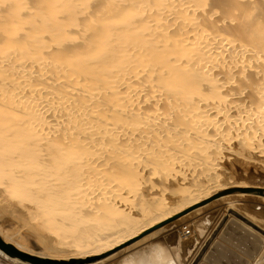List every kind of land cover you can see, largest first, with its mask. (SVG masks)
<instances>
[{
	"label": "bare ground",
	"instance_id": "bare-ground-1",
	"mask_svg": "<svg viewBox=\"0 0 264 264\" xmlns=\"http://www.w3.org/2000/svg\"><path fill=\"white\" fill-rule=\"evenodd\" d=\"M238 159L264 169V0H0V190L46 239L4 231L6 256L102 264L211 203L237 215L264 200Z\"/></svg>",
	"mask_w": 264,
	"mask_h": 264
},
{
	"label": "rangeland",
	"instance_id": "rangeland-1",
	"mask_svg": "<svg viewBox=\"0 0 264 264\" xmlns=\"http://www.w3.org/2000/svg\"><path fill=\"white\" fill-rule=\"evenodd\" d=\"M228 167L233 175L238 178L250 182H264V169L262 167L243 163L239 159L229 161ZM3 194L0 190L1 239H3L1 233L5 231L18 245H25L35 251L42 250L41 244L45 246L46 239L43 240V237L38 234V229L27 225L26 220L21 217L16 206H14L15 203L13 204L12 200ZM252 198H246L241 208L235 210L240 213L243 211L250 212L251 216L256 217L253 218V225L264 231V227H262L264 226V200L261 201L257 197ZM211 199H216V197ZM211 199L205 203L212 201ZM223 209L220 203H211L204 210L199 211L197 209L195 213L190 214L183 221H176L173 224L167 222L156 229H152V231H147V234L141 239L139 238L120 253L115 254L116 249L105 253L99 259L104 258L102 264H121L124 262L125 256L132 257L125 260L126 264H134L135 260H143L149 264V261L154 259L156 261L165 260L164 264H257L259 257L264 255V234L253 225L246 223L244 217L239 218L240 213L236 215L232 214L233 212L229 213L227 209ZM19 219L23 223L22 226L16 222ZM182 227L185 228L182 229ZM32 250L29 252L37 255L44 252ZM0 253L2 252L0 251ZM164 255H166L165 259H163ZM0 260V263L3 264H21L4 253L0 254Z\"/></svg>",
	"mask_w": 264,
	"mask_h": 264
},
{
	"label": "water",
	"instance_id": "water-1",
	"mask_svg": "<svg viewBox=\"0 0 264 264\" xmlns=\"http://www.w3.org/2000/svg\"><path fill=\"white\" fill-rule=\"evenodd\" d=\"M253 225V224H252ZM256 229H258L262 234H264V231L259 229L257 226L253 225ZM0 246L1 248L10 256H17V257H21V258H26L24 253H21L20 251H18L17 249H15L12 245L10 244H6L3 239H1L0 237ZM259 261V262H258ZM257 261V264H262V262L264 261V255L262 254L259 259ZM256 264V263H255Z\"/></svg>",
	"mask_w": 264,
	"mask_h": 264
},
{
	"label": "built area",
	"instance_id": "built-area-1",
	"mask_svg": "<svg viewBox=\"0 0 264 264\" xmlns=\"http://www.w3.org/2000/svg\"><path fill=\"white\" fill-rule=\"evenodd\" d=\"M188 231V230H187Z\"/></svg>",
	"mask_w": 264,
	"mask_h": 264
}]
</instances>
